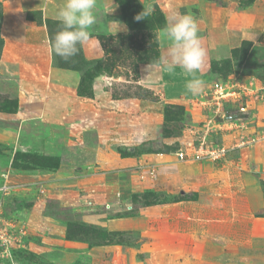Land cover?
<instances>
[{"label":"rangeland","instance_id":"374dc122","mask_svg":"<svg viewBox=\"0 0 264 264\" xmlns=\"http://www.w3.org/2000/svg\"><path fill=\"white\" fill-rule=\"evenodd\" d=\"M17 1L0 0V106L10 109L13 106L4 101L15 99L20 81L14 73L13 46L4 50V39L13 31ZM19 1H23L24 10L28 8L25 15L32 11L35 20L39 18L41 0ZM104 1L97 0L94 29L103 30L104 20L114 17L105 13ZM139 2L149 12L157 8L165 18V26L157 30L161 59L165 58L168 42L166 37L161 42V33L167 25L166 15L175 14L179 6ZM189 3V9L180 11L197 21L207 52L196 74L204 81V91L195 96L187 93L185 85L190 77L180 68L171 72L158 68L175 81L174 88L168 89L172 94H161L139 83L142 64L138 76L116 67L121 74L114 85L116 92L135 93L137 86L149 92L137 98L144 116L133 114L128 123H119L123 116H115L114 138L108 147H100L107 151L108 166L103 168L104 164L87 152L82 155L78 147L63 144V136L70 131L49 124H26L13 144V113L0 111V241H5L1 236L8 239L9 249L0 244V264H89L87 253L75 259L64 258V253L95 243L143 247L139 256L146 264H264V96L246 98L249 118L243 133L257 139L252 146L233 150L214 164L209 159L190 161L176 156L180 148L190 151L197 126L209 113L208 91L213 81H264V0H254L250 7L239 6L238 0ZM221 9L227 13L224 17ZM120 17L123 19L121 10ZM227 108L234 121L242 115L238 103H229ZM131 125L135 127L128 130ZM240 133L234 127L213 132L210 139L229 144ZM126 135L135 140L123 141ZM118 155L154 161L157 179H140L135 166L116 169L112 162ZM105 171L109 172L106 178L101 175ZM118 176L119 185L110 186L108 181ZM126 204L132 209L127 210ZM90 212L100 221L117 216L137 220L134 228L110 231L102 223L83 220L82 215ZM69 223L84 224L87 229L67 238ZM20 231L23 235L18 237ZM57 237L61 241L52 239ZM149 239L166 241L155 244Z\"/></svg>","mask_w":264,"mask_h":264},{"label":"crops","instance_id":"0c3cea01","mask_svg":"<svg viewBox=\"0 0 264 264\" xmlns=\"http://www.w3.org/2000/svg\"><path fill=\"white\" fill-rule=\"evenodd\" d=\"M192 1L193 0H141L146 6L157 3L162 7H172V3H175L179 6L176 10L179 13H181L180 8L182 9L185 7L186 9L188 7L189 9L191 6L189 2ZM17 2L19 3V7L17 6L18 12L13 14V31L8 32L4 39V50H6L8 46H13V68L15 69L14 73L17 79L20 81V87L17 88L15 93V98L18 101V110L16 113H13V120L15 122L13 144H16V140L18 141L22 128L25 127L26 124L34 126L49 124L54 128L70 131L68 135L63 136V144L70 146L74 145L79 148L76 150H79V153L82 155L87 152L89 157H93V160L105 165L108 160L106 158L107 151L102 150L100 147H108L109 141L114 138L112 132L115 129V116H123L119 123H128V120L133 114H137L138 118L140 115L144 116L143 112L140 111L138 99H113L108 87L111 86V83L118 82L117 77L119 76L107 77L104 75L96 76L93 79V97L88 98L79 96L77 94V88L81 80V72L53 65L46 25L36 24L32 20L27 19L25 13L28 11V8H25V10L22 8L23 1L18 0ZM62 3L63 0H41L38 9L41 11L43 19H58L56 13L59 7L62 6ZM104 3H106L104 5L105 13H110L114 17L104 20L105 28L103 30L94 29V26L90 29V32L105 34L126 32L127 26L120 17V8L118 5L115 4L113 0H105ZM219 13L221 15L223 14V17L227 14L226 12L224 13L223 9H221ZM166 16L168 22V19L173 15L170 14ZM116 22L122 26L121 29L118 28ZM235 28L236 27H234V29ZM162 32H164V30ZM164 38L165 34L161 33V42ZM81 48L87 60H95L103 56L102 47L95 37H92L89 42ZM166 53L167 50H165V54ZM2 56L4 58V55ZM147 65L151 64H143L140 66L139 83L155 90L157 93L161 92V94H163L165 91L166 93L172 94V91H168V89H173L175 86V81L172 80L171 74L159 73V69L155 67H150L147 72L145 70ZM158 80L159 82H157ZM200 104L201 102L195 103V105L200 106L202 110L205 109V107ZM198 113L200 116L202 115L200 111H198ZM203 116L204 115L201 117ZM133 127L135 126H127V129L131 130ZM102 131H105V133H101ZM133 139L135 140V137L126 135L123 141L125 140L127 142ZM86 147H88V149H86ZM115 158V161L112 163L115 164L116 169L120 168L123 170L132 169L141 161L140 157H121L118 155V157ZM153 159L156 160L157 157H153ZM220 161L222 160L216 162ZM216 162L212 163L214 164ZM104 165L103 168L108 166L107 164ZM108 173L109 172L105 171V173L102 172L101 175L106 178L104 175ZM49 174L50 173L43 174V176ZM157 176L158 173L154 179H157ZM121 177L118 176L115 180H109L108 183L111 184L110 186L116 187L119 185ZM132 177V175L130 177L127 176V184H130ZM103 180L106 184V179ZM117 189L118 188H116V190ZM118 194L119 197H121V193L117 192V195ZM82 218L89 223H102V225L106 226L110 231L134 228V221L137 220L136 217L117 216L111 218L107 217L104 221H100L97 214L92 212L82 215ZM52 225L54 226L55 224L52 223ZM52 239L61 241V237ZM155 240L149 239L147 241L151 243L155 242V244H161L166 241ZM72 246L77 247L76 245ZM82 248L85 247L83 246ZM142 250L143 247L136 248L119 244H103L86 247L82 250H73L72 248L70 250H65L64 258L73 257L75 259L87 253V261L89 264H146L139 256Z\"/></svg>","mask_w":264,"mask_h":264},{"label":"trees","instance_id":"16d2710c","mask_svg":"<svg viewBox=\"0 0 264 264\" xmlns=\"http://www.w3.org/2000/svg\"><path fill=\"white\" fill-rule=\"evenodd\" d=\"M122 14V18L128 27V32L123 34H105L91 32V37H95L103 50V56L95 60H87L80 47L79 52L68 60H64L59 56H55L52 53L53 65L65 69H73L81 72V80L77 88V94L91 98L93 97L92 81L96 76L104 75L107 77L121 76L118 71H115L116 67L127 68L132 71L136 76L139 74V66L142 64H151L161 60L159 51V42L157 36V30L165 26V18L158 14V9L155 12H149L139 2V0H114ZM254 0H238V4L241 7L250 6ZM147 11L149 14L145 19L137 21L135 17ZM39 12V18L35 20L32 16V11L28 12L26 17L29 20L36 21L40 24H45L49 36V41L55 36V34L61 30V24L58 19L46 18L43 19L42 14ZM162 17V18H161ZM1 42V41H0ZM87 81V88L85 86ZM119 82H113L110 86V91L113 99L124 98H143L144 91L149 92L145 88L137 86L138 91L116 92L114 85ZM4 103H9L13 108L0 106V111L16 113L18 110L17 99L7 100ZM84 224H68L67 225V238H71L73 235H77L86 230ZM94 245H100L95 243ZM103 245V244H101Z\"/></svg>","mask_w":264,"mask_h":264},{"label":"clouds","instance_id":"9594fccd","mask_svg":"<svg viewBox=\"0 0 264 264\" xmlns=\"http://www.w3.org/2000/svg\"><path fill=\"white\" fill-rule=\"evenodd\" d=\"M96 6L97 0H63L56 13L61 30L50 42V50L55 56L68 60L89 42L92 38L90 29L97 20ZM148 14L143 11L135 19L143 20ZM116 23L121 29L122 26ZM164 34L168 42L167 56L153 65H147L145 70L148 72L150 67H155L171 72L180 68L190 77L185 85L187 93L193 96L202 94L205 84L196 74L201 69L207 52L201 43L197 21L189 14L177 12L168 19Z\"/></svg>","mask_w":264,"mask_h":264},{"label":"built area","instance_id":"2783aa9c","mask_svg":"<svg viewBox=\"0 0 264 264\" xmlns=\"http://www.w3.org/2000/svg\"><path fill=\"white\" fill-rule=\"evenodd\" d=\"M245 82H219L213 81L210 85L208 94L210 95L211 103H209V113L205 115L200 126H197L193 140L190 142V151L180 148L176 152V156L181 160H203L209 159L212 162L224 160L233 150H239L247 146H252L256 142V138L243 133L245 128L244 122L249 118L248 104L246 98L252 94L264 96V81L248 79ZM210 102V100H208ZM229 103H238L240 105L241 116L235 119L232 118L231 111L227 108ZM206 106V101H203ZM211 104V105H210ZM239 128L240 135L229 144H216L210 139V135L216 131L228 130L231 128ZM135 170L140 172V179L146 177L154 179L157 175V164L154 162H138ZM139 174V173H138ZM146 176V177H145ZM127 210H131V205H126ZM23 232L20 231L18 237H21ZM0 241V244L6 243ZM14 238V237H13ZM15 240H18L16 237Z\"/></svg>","mask_w":264,"mask_h":264}]
</instances>
